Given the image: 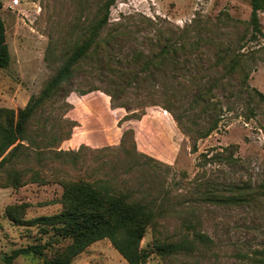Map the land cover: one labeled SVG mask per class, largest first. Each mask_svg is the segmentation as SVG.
Returning <instances> with one entry per match:
<instances>
[{
  "label": "rangeland",
  "instance_id": "obj_1",
  "mask_svg": "<svg viewBox=\"0 0 264 264\" xmlns=\"http://www.w3.org/2000/svg\"><path fill=\"white\" fill-rule=\"evenodd\" d=\"M0 2L11 54L9 67L0 69V109L17 112L55 76L95 18L101 0ZM250 2L116 1L103 35H114L116 57L125 61L138 52L153 57L165 44L182 50L175 62L165 66L167 73L150 79L141 91L129 89L113 101L108 93H116L110 81L114 76L104 78L97 71L77 79L75 91L65 101L38 117L35 148L43 150V161L32 152L17 167L40 172L51 182L30 181L14 188L8 185L7 175L0 174V264L13 250L44 244L52 235L42 234L39 227L16 226L6 217V208L26 206V221L58 214L63 195L59 181L78 179L128 192L153 208L157 223L141 242L149 255L146 264H259L264 260V195L239 205L202 200L208 189L221 195H249L264 184V102L253 92H240L238 74L226 78L215 91L217 111L198 119L194 115L198 110L189 111L195 82L208 86L220 80L224 66L218 62L225 57L244 55L246 69H256L248 84L264 94V54H258L256 62L251 56L258 46L264 47V12L260 13L263 36L250 41ZM90 88L98 90L85 96L79 93ZM252 111L253 117L248 118ZM133 114L142 118L126 117ZM176 117L183 118L185 131ZM216 117L221 120L218 130L199 140L195 151L188 130L195 131V124L205 128ZM69 131V139L61 142ZM231 146L238 147L233 154L236 161L210 159L221 153L226 158ZM230 187L233 191H227ZM198 234L206 242L197 241ZM184 242L191 243L194 251L162 255L157 250L158 244ZM68 244H55L46 254L51 258ZM39 263L42 259L33 256L14 261ZM74 264L128 263L105 239L90 246Z\"/></svg>",
  "mask_w": 264,
  "mask_h": 264
},
{
  "label": "trees",
  "instance_id": "obj_2",
  "mask_svg": "<svg viewBox=\"0 0 264 264\" xmlns=\"http://www.w3.org/2000/svg\"><path fill=\"white\" fill-rule=\"evenodd\" d=\"M117 0H101L95 18L87 25L86 32L81 41L75 43L73 50L63 62L61 68L49 81L39 95L32 96L25 108L19 111L0 109V174L7 175V183L14 188L20 187L27 182L49 184L51 181L41 177L40 172L33 170L19 169L17 165L22 158H31V153H36V159L43 161V150L35 148L34 136L38 131L34 126L38 123V117L48 111H53L55 106L75 91L74 85L83 75H94L97 71L102 77L110 79L115 86L116 93L109 92L113 101H118L122 94L129 89H137L146 85L150 79L166 74L165 66L172 64L177 59V54L182 47L176 45H162L158 55L145 56L138 52L123 61L114 55V35L109 33L104 37L105 30L110 24L111 9ZM252 13L249 24L253 33L250 41H257L263 36L260 13L264 12V0H251ZM3 3L0 2V69H6L11 62V54L7 43L6 25L2 17ZM264 54V47L258 46L251 51L252 59L256 62L258 54ZM102 58V59H101ZM104 58L108 61L105 62ZM224 67V75L220 80H214L208 86L201 85L196 81L194 84V95L190 102L189 111H197L194 114L200 118L201 115L214 112L219 109L220 103L216 100L215 91L221 87L226 78L239 75L240 92L249 91L256 94L264 102V94L258 89L252 88L248 81L251 72L256 69H246L244 55H236L229 59L219 60ZM113 62V64H112ZM89 68L91 70H89ZM109 79V78H108ZM227 84H224L225 86ZM223 88V87H222ZM98 90H78L82 96ZM125 107V106H123ZM254 112H251L252 118ZM140 120L141 114L126 116ZM220 117V116H219ZM210 119L205 128L195 124L196 130L188 135H193L194 150L197 149L199 140L208 138L214 131L218 130L220 118ZM128 118V119H129ZM182 117H176L180 127ZM194 123H196L194 121ZM76 126L73 124L72 126ZM185 131V130H184ZM128 132L124 134V139ZM71 133L65 132L61 142L69 139ZM229 150V148H226ZM231 154L226 158L217 154L210 158L212 161L224 162L234 159L233 154L237 152V146H231ZM126 152L129 153L127 150ZM62 151L58 152V157ZM226 159V160H225ZM237 159H234L236 161ZM28 177L27 179H25ZM63 188V195L60 200L62 211L51 216H41L26 221L25 207H7L6 217L16 226L39 227L42 234L52 232L46 243H36L27 247L15 249L3 259L4 264H14V261L21 256H33L42 259L39 264H74L75 260L84 253L90 246L101 240H109L111 245L119 252L128 264H146L148 253L141 248L147 230L156 225L157 214L153 208L136 200L130 193L122 192L109 187L107 184H99L97 181L78 179L76 181L60 180ZM245 189V188H244ZM227 191H233L227 188ZM264 195V184L258 190L247 195H221L212 189L202 193V200L216 205H239L242 203L256 202L258 196ZM197 241L206 242L203 234H198ZM69 241V244L59 248L49 258L46 251L52 250L55 244ZM194 243V242H192ZM157 250L162 255H172L180 252L194 251L191 243L158 244ZM259 264H264L262 259Z\"/></svg>",
  "mask_w": 264,
  "mask_h": 264
},
{
  "label": "crops",
  "instance_id": "obj_3",
  "mask_svg": "<svg viewBox=\"0 0 264 264\" xmlns=\"http://www.w3.org/2000/svg\"><path fill=\"white\" fill-rule=\"evenodd\" d=\"M76 261V260H75ZM75 263V262H74Z\"/></svg>",
  "mask_w": 264,
  "mask_h": 264
}]
</instances>
